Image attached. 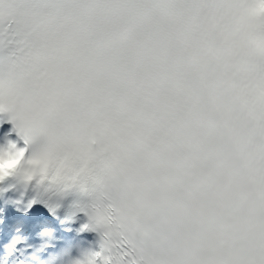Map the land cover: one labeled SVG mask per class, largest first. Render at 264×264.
Listing matches in <instances>:
<instances>
[{
  "label": "snow or ice",
  "instance_id": "snow-or-ice-1",
  "mask_svg": "<svg viewBox=\"0 0 264 264\" xmlns=\"http://www.w3.org/2000/svg\"><path fill=\"white\" fill-rule=\"evenodd\" d=\"M0 264H264V0H0Z\"/></svg>",
  "mask_w": 264,
  "mask_h": 264
}]
</instances>
